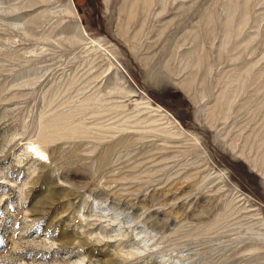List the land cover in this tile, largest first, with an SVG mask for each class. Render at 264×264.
Segmentation results:
<instances>
[{
  "label": "rangeland",
  "instance_id": "obj_1",
  "mask_svg": "<svg viewBox=\"0 0 264 264\" xmlns=\"http://www.w3.org/2000/svg\"><path fill=\"white\" fill-rule=\"evenodd\" d=\"M72 2L0 0V264H264V0Z\"/></svg>",
  "mask_w": 264,
  "mask_h": 264
},
{
  "label": "bare ground",
  "instance_id": "obj_2",
  "mask_svg": "<svg viewBox=\"0 0 264 264\" xmlns=\"http://www.w3.org/2000/svg\"><path fill=\"white\" fill-rule=\"evenodd\" d=\"M73 6V2L72 0H68V3H67V8H69V10L71 11L72 10V7ZM80 29L84 32V29L83 27L80 25ZM28 151L31 153H36V154H39V151H38V147L36 144H34L32 141L28 143Z\"/></svg>",
  "mask_w": 264,
  "mask_h": 264
}]
</instances>
